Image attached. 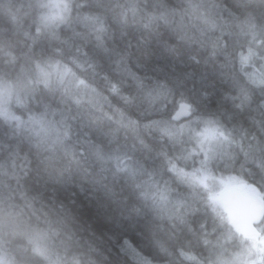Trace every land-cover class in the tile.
Returning a JSON list of instances; mask_svg holds the SVG:
<instances>
[{"label": "snow or ice", "instance_id": "1", "mask_svg": "<svg viewBox=\"0 0 264 264\" xmlns=\"http://www.w3.org/2000/svg\"><path fill=\"white\" fill-rule=\"evenodd\" d=\"M237 6L241 11L226 17L218 0H179L176 5L169 0H151L150 5L147 0H33L29 8L35 15L27 27L19 12L7 6L26 60L15 79L0 75V122L15 136L50 155L73 154L68 117L43 101L38 111L28 109L29 99L43 91L99 111L111 105L110 97H116L120 104L111 105L112 111L105 113L114 127L101 129L109 143L117 141L123 130L141 145L146 137L156 136L173 146L172 152L166 148L158 152V167L147 168L133 160L126 148L105 152L91 140L84 141L114 175H123L134 186L157 219L171 221L173 228L190 230L187 216L197 201H203L211 212L220 230L213 229L214 236L206 230L198 234L208 252L206 260L190 248L173 250L169 241L175 239V232L167 239L154 234L153 246L168 257L167 264H264V191L240 176L217 174L212 167L213 161L231 154L237 138H247L248 128L222 108L198 111L183 93L177 98L184 79L152 61V41L162 29L179 41L205 49L227 70L230 91L226 101L247 112L251 125L264 131V100L257 101V93L264 97V20L258 19L249 0H239ZM256 7H264V0H257ZM117 30L121 39L132 32L139 35L117 45L113 42ZM78 40L85 44H76ZM89 42L108 59L113 75L101 70L86 47ZM133 49L138 56L134 57ZM0 55L15 65L16 45L0 46ZM85 72L101 75L110 96L85 79L81 74ZM170 102H174L170 117L156 115ZM13 103L26 109V115L18 114ZM225 119L232 121L231 127ZM248 148L264 151L262 144ZM16 157L15 151L9 154L13 165ZM5 163L0 162V168ZM172 179L189 192L173 196ZM30 239L46 264H63L60 254L47 245L49 232L37 231ZM118 246L131 264H157L138 237L123 236ZM0 264H13L3 250Z\"/></svg>", "mask_w": 264, "mask_h": 264}, {"label": "clouds", "instance_id": "2", "mask_svg": "<svg viewBox=\"0 0 264 264\" xmlns=\"http://www.w3.org/2000/svg\"><path fill=\"white\" fill-rule=\"evenodd\" d=\"M32 2L0 0V5H3L0 7V46L11 42L16 45L18 54L15 65L0 55V75L10 79L16 78L26 60L7 6L19 12V19L27 27L33 23L35 15L29 8ZM169 2L176 5L179 0ZM256 2L249 0L258 19L264 20V7H256ZM147 3L150 5L151 0ZM218 3L226 17L229 12L241 11L237 6L239 0H218ZM138 35L132 32L129 37L121 39L117 30L113 42L122 45L125 40L135 39ZM75 43L85 44V41ZM152 44V61L165 65L172 75L184 79L183 87L177 89V98L183 93L198 111L222 108L233 113L234 120L248 128L247 138L242 141L237 138L238 142L231 145V154L227 158L213 161V170L217 174L240 176L264 191V151L248 148L249 144L264 145V131L251 125L247 112L238 111L226 101L230 89L224 66L212 59L205 49L179 41L163 29ZM86 47L96 57L101 70L113 75L112 66L103 53L96 51L90 42ZM133 52L134 57L139 55L135 49ZM81 74L110 96L101 75ZM110 99L111 105L120 104L118 98ZM260 100L264 97L257 93V101ZM42 101L68 117V143L73 154L57 152L50 155L15 136L6 124L0 122V162H6L0 168V250L13 260V264H46L33 250L34 243L30 237L37 231L49 232L47 245L60 254L63 264H131L118 246L123 236L138 237L142 249L151 254L157 264H167L168 257L161 255L153 246V237L155 234L167 239L170 232H175V239L169 241L173 250L190 248L206 260L208 252L198 234L206 230L214 236L213 229L217 232L220 229L203 201H197L188 213L190 230L173 228L171 221L157 219L138 198L134 186L123 175H114L113 170L99 161L84 141L91 140L102 146L105 152H112L117 147L126 148L133 160L142 162L147 168L158 167V152L162 148L172 152V145L156 136L146 137L145 144L141 145L123 130L119 132L117 141L109 143L101 131L114 127L112 120L105 115L112 111L109 104L99 111L88 104L77 106L60 95H48L42 91L34 99H29L28 109L38 111ZM12 107L18 114L26 115V109L15 103ZM173 109L174 102H170L165 111L156 115L170 117ZM224 123L231 127L232 121L225 119ZM13 151L17 153L15 165L9 158ZM165 178H168L166 173ZM170 182L173 196L189 192L175 179Z\"/></svg>", "mask_w": 264, "mask_h": 264}]
</instances>
